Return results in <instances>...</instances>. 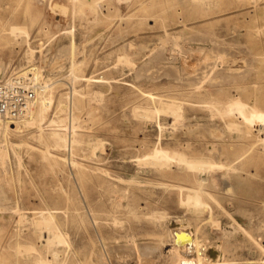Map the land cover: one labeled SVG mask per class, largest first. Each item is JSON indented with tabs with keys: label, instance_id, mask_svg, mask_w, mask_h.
Listing matches in <instances>:
<instances>
[{
	"label": "rangeland",
	"instance_id": "1",
	"mask_svg": "<svg viewBox=\"0 0 264 264\" xmlns=\"http://www.w3.org/2000/svg\"><path fill=\"white\" fill-rule=\"evenodd\" d=\"M263 33L264 0H0V81L37 68L46 114L78 124L64 161L42 158L32 120L0 132V264H196L194 236L214 264H264ZM159 100L178 116L134 114ZM47 208L49 247L31 223Z\"/></svg>",
	"mask_w": 264,
	"mask_h": 264
},
{
	"label": "bare ground",
	"instance_id": "2",
	"mask_svg": "<svg viewBox=\"0 0 264 264\" xmlns=\"http://www.w3.org/2000/svg\"><path fill=\"white\" fill-rule=\"evenodd\" d=\"M74 2H76V0H73ZM209 1V0H208ZM201 2V1H200ZM84 5L90 6L89 9H91V11H94L95 9V5L94 3H88L86 1H81L79 2L78 6L79 7H83ZM80 8V10H81ZM24 29V30H23ZM263 29V28H262ZM7 31L10 35H14L17 33H26L25 28H22L19 25H9L7 27ZM164 31V30H163ZM258 31V30H257ZM260 32V30H259ZM264 34V33H263ZM26 35V34H25ZM33 52V50H29V53ZM122 59V58H121ZM216 60V59H215ZM125 61V59H124ZM71 63V62H70ZM114 66V65H113ZM70 69V68H69ZM158 71V70H157ZM2 73V69H0V76ZM19 74L21 75H26V74H31L32 79L35 81L36 84H38L37 87V91H36V96L35 98L29 103V105L27 106L26 110L23 112V114L15 121H5L3 119H0V132L3 133H8L9 131H16L19 128L21 129L22 127H27L28 126V122L29 120H32L35 124L36 129L34 130V134H32L31 137H33V139H35L37 142L41 143L43 145V149L41 150V155L42 158L46 159V160H50V159H55V158H60L63 161L65 160V157L63 158V156H61L58 151L59 150H63V148L65 149L66 147H71L72 145H74V143L77 141L76 136L78 135L76 132V128L78 126V124H76V117L73 115L72 113V118L70 119V121H72V125H71V129L67 130L64 126V117L60 116V115H47L46 112L51 104V100H52V92H51V87H49V84H40V78L41 74L39 73V71L37 70V68L35 67H30V68H26L24 71L20 72ZM70 75V72H69ZM230 76V75H229ZM134 77V76H133ZM224 78V77H223ZM153 79V78H152ZM72 82V81H71ZM203 82V81H202ZM195 83V82H194ZM197 83V82H196ZM75 91V90H74ZM102 94V93H101ZM154 98V96H153ZM62 97L61 95H59L58 100H57V104L59 106V108L61 110H63L64 108V104H62ZM70 103V102H69ZM72 105H74L73 107H76V102L72 101ZM148 107V106H147ZM156 107V108H155ZM153 109H139L138 110H133L134 114H139L141 117L143 116V118L148 119V117H153L154 114H158V113H164L167 115H172L175 118V115L178 116V111L180 110L179 105L176 104V102L173 101H163V100H159L158 104L156 105ZM135 108V107H134ZM140 108V107H137ZM69 109V108H68ZM136 109V108H135ZM67 115V114H66ZM245 115V114H244ZM138 116V115H137ZM70 117V115H69ZM148 122V121H147ZM70 123V122H69ZM252 123V122H250ZM182 125V124H181ZM228 125V124H227ZM230 127V126H229ZM228 127V128H229ZM18 128V129H17ZM68 128V127H67ZM189 132V131H188ZM209 132V131H208ZM221 133V131H220ZM98 139V138H97ZM24 140V139H23ZM22 142V141H21ZM80 143V142H79ZM263 143V142H262ZM22 144V143H21ZM24 144V143H23ZM25 144H27V142H25ZM264 144V143H263ZM103 145V144H102ZM98 146V145H97ZM101 147V146H100ZM68 148V149H69ZM257 150V149H256ZM69 153V152H68ZM13 155V154H12ZM16 155V154H15ZM170 157L173 158V160H175V162L177 164H183L186 169H189L190 171L193 172H208V170H210L211 168H215V167H222L221 164H217L213 161L210 160H202V159H191L188 158L185 154L178 152V151H170L169 153ZM3 156L4 154L0 152V161L3 160ZM18 157V156H17ZM136 161H140L139 159ZM70 163V162H69ZM72 164H75L74 161H71ZM153 166V165H152ZM229 169V168H228ZM230 171V170H229ZM206 179V178H205ZM214 180V179H213ZM196 181L198 183V189L202 186L204 179L202 177H196ZM189 186V185H187ZM190 187V186H189ZM203 188V187H202ZM195 191V190H193ZM205 191V190H204ZM199 193V192H198ZM208 195V194H207ZM55 211H51V209L47 208V210L43 211L41 213V215L37 218H34V220L31 222L33 225H35L36 227H41V229L43 228L46 229L48 231V236L46 237V246L49 247L50 244L53 241V239H55V242H59L63 240H61V233H60V237H59V232H57L58 230V225L57 222L55 220ZM19 216V215H18ZM160 216V215H159ZM159 218V217H158ZM21 220V219H20ZM177 221V220H176ZM178 222V221H177ZM117 223V222H116ZM176 225H178L179 223H175ZM182 223H180L179 225H181ZM182 226V225H181ZM60 228V227H59ZM174 228V227H173ZM60 231V230H59ZM187 231V230H186ZM61 232V231H60ZM177 232V231H176ZM50 233V234H49ZM170 233V232H169ZM52 236V237H50ZM173 237V242L178 246L179 241L181 239H186V241H190L188 237H185L182 232L176 233V234H172ZM193 239V238H192ZM64 241V240H63ZM192 242H194V244L196 245V261L198 264H214L215 262L212 261V259H210V256H213V254L215 253L213 251V249L208 248V252L210 254V256L208 257L207 255V259H203L205 256V254L201 255L202 253L200 251H202V245L200 243H198V240L196 239V237L194 236V239L192 240ZM191 242V243H192ZM173 243V244H174ZM181 243V242H180ZM183 243V242H182ZM65 244V243H64ZM193 244V245H194ZM183 245V244H182ZM185 246V244H184ZM183 246V247H184ZM20 247V246H19ZM32 247V245H31ZM113 247V246H112ZM186 247V246H185ZM207 248V247H206ZM26 249V248H25ZM30 247L27 248V251L29 250ZM34 249V247H33ZM102 249V248H101ZM192 249V248H191ZM194 249V247H193ZM187 250V249H186ZM25 251V250H23ZM22 251V252H23ZM103 251V250H102ZM26 252V251H25ZM99 252V251H98ZM195 252V251H194ZM207 252V253H208ZM54 253V252H53ZM105 253V252H104ZM52 254V252H51ZM56 254V253H55ZM216 254V253H215ZM58 255V253H57ZM102 254H100L101 256ZM181 256V255H180ZM216 256V255H215ZM54 257V256H53ZM99 257V256H98ZM106 257V256H105ZM182 258V257H181ZM98 259V258H97ZM104 259V258H103ZM106 259V258H105ZM104 259V260H105ZM194 259V258H192ZM191 259V260H192ZM216 259V258H215ZM101 259H98V262ZM184 262V260H182ZM188 261V260H187ZM215 261V260H214ZM46 263V259L43 257H40V259L38 258L37 261H35V264H40V263ZM102 262V261H100ZM181 262V261H180ZM178 262V263H180ZM196 263V262H195ZM196 263V264H197ZM47 264V263H46ZM49 264V263H48ZM103 264V262H102ZM181 264V263H180ZM186 264V263H185Z\"/></svg>",
	"mask_w": 264,
	"mask_h": 264
},
{
	"label": "built area",
	"instance_id": "3",
	"mask_svg": "<svg viewBox=\"0 0 264 264\" xmlns=\"http://www.w3.org/2000/svg\"><path fill=\"white\" fill-rule=\"evenodd\" d=\"M37 87L31 74L13 73L0 81V119L17 120L35 98Z\"/></svg>",
	"mask_w": 264,
	"mask_h": 264
}]
</instances>
